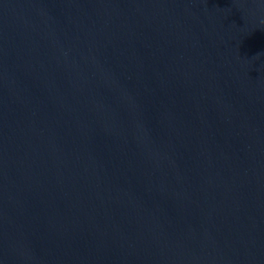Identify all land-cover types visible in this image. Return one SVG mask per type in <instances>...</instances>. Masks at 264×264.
<instances>
[{
    "label": "water",
    "instance_id": "obj_1",
    "mask_svg": "<svg viewBox=\"0 0 264 264\" xmlns=\"http://www.w3.org/2000/svg\"><path fill=\"white\" fill-rule=\"evenodd\" d=\"M0 264H264V0H0Z\"/></svg>",
    "mask_w": 264,
    "mask_h": 264
}]
</instances>
